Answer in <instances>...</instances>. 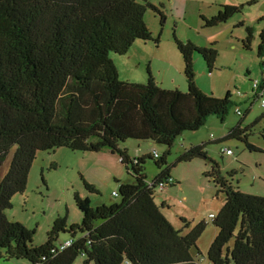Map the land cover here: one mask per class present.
Here are the masks:
<instances>
[{"label": "trees", "instance_id": "16d2710c", "mask_svg": "<svg viewBox=\"0 0 264 264\" xmlns=\"http://www.w3.org/2000/svg\"><path fill=\"white\" fill-rule=\"evenodd\" d=\"M241 8L223 5L216 16L201 19L205 27L217 26ZM148 9L163 20L157 7L136 0H0V170L15 148L0 179V260L75 264L81 256L82 264H198L192 252L198 251L206 224L182 235L157 206L155 195L162 191L161 184L166 188L177 184L171 177L174 165H167L175 140L185 131L198 130L209 115L224 121L231 94L200 109L207 97L195 81L194 55H201L212 70L218 51L174 36L184 62L187 94L198 110L192 122L179 123L172 114L173 101L169 113L174 125L159 124L160 114L152 106L159 86L150 70L146 84L120 81L110 57L126 54L139 40L159 42L144 19ZM248 31L245 47L252 37ZM258 55L264 56V31ZM262 66L263 88L264 62ZM254 99L260 97L254 93ZM227 138L244 142L251 152L264 153V148L249 143L240 125ZM128 140L155 142L167 151L162 157L153 151L131 158L121 146ZM61 147L117 153L132 182L120 183V200L109 205L94 207L75 193L81 223L69 225L66 218H57L45 243L34 246V232L9 221L5 210L12 207L14 195L26 190L37 153ZM204 147L185 150L178 162H189L197 154L207 158ZM147 159H154L161 170L153 181L147 180ZM211 164L204 176L225 195V202L212 221L218 232L207 253L209 263L264 264V196L234 188L219 163L211 160ZM85 186L95 190L86 182ZM61 233L71 238L60 241ZM68 241L70 245H65Z\"/></svg>", "mask_w": 264, "mask_h": 264}, {"label": "rangeland", "instance_id": "374dc122", "mask_svg": "<svg viewBox=\"0 0 264 264\" xmlns=\"http://www.w3.org/2000/svg\"><path fill=\"white\" fill-rule=\"evenodd\" d=\"M157 7L164 18L148 9L144 19L154 39L136 41L122 56L111 54L119 69V80L146 84L149 69L159 87L188 91L184 75V62L174 36L182 41H191L197 46L213 47L218 57L212 70L199 54L194 55L195 81L214 106L229 92L231 94L228 113L224 121L209 115L206 122L196 131H185L178 137L167 156L171 177L177 184L167 187L155 195V203L171 220L182 235L188 234L201 223L206 226L197 241L193 255L200 264H209L207 253L218 229L212 223L224 205L225 195L204 173L210 171L211 160L219 163L222 175L234 188L246 194L264 196V153L251 152L244 142L227 138L240 125L247 134L249 143L264 148V108L261 100L254 99L255 81L262 79L264 56L258 55L261 34L264 31V0H136ZM242 6L226 22L205 27L201 16L207 19L216 16L222 6ZM251 31L249 47L245 41ZM114 58V59H113ZM242 96L238 95V93ZM159 114L158 108L152 105ZM244 116H239L236 109ZM248 112V113H247ZM243 118V119H242ZM159 124L167 125L162 117ZM204 144L205 159L194 158L189 162H178L185 150ZM131 158L152 154L162 157L167 147L155 142L128 140L121 145ZM232 151V156L222 152ZM13 148L0 170V179L7 172ZM147 180L153 181L161 172L154 159L145 163ZM229 173H232L231 175ZM85 182L95 190H89ZM132 182L131 175L120 162L117 153L109 150L72 151L61 147L52 151H39L31 166L27 188L12 198V207L5 210L11 222L23 224L34 232L33 245L40 246L57 218H66L69 225L80 224L82 213L74 195L88 198L91 205L119 202L113 192L119 191L120 183ZM179 183V184H178ZM186 219L189 224L183 222ZM71 238L68 233L59 235L60 241ZM233 241L228 247L232 248ZM226 252V249H225ZM79 256L75 264H82ZM0 264H32L27 260H0Z\"/></svg>", "mask_w": 264, "mask_h": 264}, {"label": "crops", "instance_id": "0c3cea01", "mask_svg": "<svg viewBox=\"0 0 264 264\" xmlns=\"http://www.w3.org/2000/svg\"><path fill=\"white\" fill-rule=\"evenodd\" d=\"M113 61L117 67L116 61L115 60H113ZM117 70L119 73L118 67H117ZM182 91L180 92L178 89H173V88L159 87V91L152 101V104L158 108L160 118L162 119V117H163L166 120L167 125L166 124L164 125L165 128H170L174 125V123L170 117V113H169V106L173 101H174V105L172 107V114L174 116V119L177 122H179V123L192 122L197 115L198 108H197L195 101L188 96L187 92L184 93ZM177 92H178V94H177ZM217 103L218 102H216L215 104H217ZM211 105L212 104H209L206 100L200 105V109H206V108L210 107ZM243 116H244V118L246 117L245 115H243ZM227 156H232V155H227ZM254 195L263 196V194H254ZM170 222L174 226V224L171 220H170ZM174 228H175V226H174ZM196 261L198 262V264H200L197 259H196ZM208 263H209V261H208Z\"/></svg>", "mask_w": 264, "mask_h": 264}, {"label": "built area", "instance_id": "2783aa9c", "mask_svg": "<svg viewBox=\"0 0 264 264\" xmlns=\"http://www.w3.org/2000/svg\"><path fill=\"white\" fill-rule=\"evenodd\" d=\"M253 87H254V89H255L254 93H255L256 95H258V97H260L261 105H262V107L264 108V87L262 88V86H261V81H260V82H259V81H255V82L253 83ZM238 95L242 96V94H240V92L238 93ZM262 97H263V98H262ZM236 113H237V115H239V116L242 115V111H241L240 109H238V108L236 109ZM223 153H225L226 155H233L232 151L229 150V149H225V150L223 151ZM155 156L157 157L158 155L155 154ZM160 189H161L162 191H164V190L166 189V186H165L164 184H161V185H160ZM113 196H114V197H118V192H117V191H114V192H113ZM210 218H211V219H214L215 217H214V215H211ZM70 243H71V241H68V242L65 243V245H70Z\"/></svg>", "mask_w": 264, "mask_h": 264}, {"label": "water", "instance_id": "95a60500", "mask_svg": "<svg viewBox=\"0 0 264 264\" xmlns=\"http://www.w3.org/2000/svg\"><path fill=\"white\" fill-rule=\"evenodd\" d=\"M195 158H199V159H205L206 157H205V156H203V155H201V154H197V155L195 156Z\"/></svg>", "mask_w": 264, "mask_h": 264}]
</instances>
